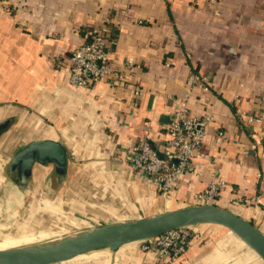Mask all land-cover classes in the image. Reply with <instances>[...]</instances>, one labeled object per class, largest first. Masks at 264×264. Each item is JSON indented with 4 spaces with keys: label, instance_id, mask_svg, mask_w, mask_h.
Listing matches in <instances>:
<instances>
[{
    "label": "crops",
    "instance_id": "obj_1",
    "mask_svg": "<svg viewBox=\"0 0 264 264\" xmlns=\"http://www.w3.org/2000/svg\"><path fill=\"white\" fill-rule=\"evenodd\" d=\"M104 22L116 39L112 60L122 65L133 57L140 67L127 88L113 90L106 82L72 86L68 59L87 29ZM197 72L207 77L208 91L189 85ZM137 86L143 88L138 98ZM263 91L264 0H0V122L11 120L0 134V166L30 141H62L70 163L56 199L41 204L49 172L44 166L34 167L32 190L40 194L38 212L66 216L71 231L200 204L196 194L214 177L226 182L214 203L264 231V122L241 127L235 117L244 109L264 118ZM189 92L191 113L213 116L205 138L209 156L164 194L121 167L129 168L127 150L137 140L163 144L174 100ZM254 130L262 140L256 151ZM219 131L225 136L218 137ZM197 227L203 237L173 264H264L231 231ZM159 259V253L131 244L58 264Z\"/></svg>",
    "mask_w": 264,
    "mask_h": 264
},
{
    "label": "built area",
    "instance_id": "obj_2",
    "mask_svg": "<svg viewBox=\"0 0 264 264\" xmlns=\"http://www.w3.org/2000/svg\"><path fill=\"white\" fill-rule=\"evenodd\" d=\"M142 23V21H140ZM116 39L110 37V27L107 22L91 25L87 29L86 40L71 54L67 63L68 82L75 87L90 88L97 82H106L113 89L129 87V76L133 69L140 64L133 57H129L122 65H117L111 58ZM190 58V55H187ZM207 77L199 72L193 74L189 85L199 86L204 91L210 89ZM143 94V88H133V95L138 98ZM187 93L183 98H175L176 108L171 114L167 135L160 147L155 148L148 138L139 139L127 150L128 166L130 170L144 177L158 186L164 194H170L177 189L194 164L201 158L208 157L205 149V138L208 128L213 122V116L206 114L197 116L191 113ZM264 101V91L259 96ZM235 117L241 127L246 124H261L264 118L260 113L239 109ZM218 137H224L225 132L219 131ZM252 150L262 146L259 133L254 130ZM226 182L214 177L210 184L196 194L198 203H214ZM257 204L260 199L257 198ZM197 226L182 227L170 230L160 236L141 244V249L150 253H159V264H173L185 254L196 238L201 237Z\"/></svg>",
    "mask_w": 264,
    "mask_h": 264
},
{
    "label": "water",
    "instance_id": "obj_3",
    "mask_svg": "<svg viewBox=\"0 0 264 264\" xmlns=\"http://www.w3.org/2000/svg\"><path fill=\"white\" fill-rule=\"evenodd\" d=\"M10 124V119L0 122V134ZM153 146L157 148L155 144ZM69 163L68 149L60 140L36 139L21 147L4 166V180L14 187V192L9 191V197H6V217L14 215L32 192L36 165L44 166L49 171L41 193V204L45 205L44 200L53 202L56 199L57 192L67 178ZM121 168L131 172L128 167ZM6 190L5 186H1L0 192ZM198 225L228 228L264 261V232L261 228L238 212L212 202L186 205L1 248L0 264H58L101 250L116 252L127 245H141L176 228Z\"/></svg>",
    "mask_w": 264,
    "mask_h": 264
},
{
    "label": "rangeland",
    "instance_id": "obj_4",
    "mask_svg": "<svg viewBox=\"0 0 264 264\" xmlns=\"http://www.w3.org/2000/svg\"><path fill=\"white\" fill-rule=\"evenodd\" d=\"M4 174V167L0 166V190L1 186H5L7 189L5 192H0V249L45 240L74 232L67 229L66 225H68V222L66 216L61 214L57 215L56 213H46L44 211L38 212L39 209H36V203L37 200H40V194L34 193V189L28 196H26L24 203L16 209V213L10 217L7 215V218L4 209L7 205L6 197H9V191L14 192V187L10 186L7 180H4ZM44 184L45 180L43 186ZM16 206L17 205H15V207ZM249 220L253 222L252 219ZM200 226L202 227L203 225ZM205 226L217 229L216 225ZM197 228L202 234L200 227ZM202 237L203 234L200 238L196 239H201Z\"/></svg>",
    "mask_w": 264,
    "mask_h": 264
},
{
    "label": "bare ground",
    "instance_id": "obj_5",
    "mask_svg": "<svg viewBox=\"0 0 264 264\" xmlns=\"http://www.w3.org/2000/svg\"><path fill=\"white\" fill-rule=\"evenodd\" d=\"M44 202H46L45 204H47V202H48V200H44ZM49 203V202H48ZM216 226H219V225H216ZM220 227H223V226H220ZM223 228H225V229H227V230H229L228 228H226V227H223ZM229 231H231V230H229ZM264 232V231H263ZM233 233V232H232ZM234 234V233H233ZM246 244V243H245ZM247 245V244H246ZM248 246V245H247ZM250 247V246H249ZM9 248V247H8ZM252 249V248H251ZM253 250V249H252ZM254 252H255V250H253Z\"/></svg>",
    "mask_w": 264,
    "mask_h": 264
},
{
    "label": "trees",
    "instance_id": "obj_6",
    "mask_svg": "<svg viewBox=\"0 0 264 264\" xmlns=\"http://www.w3.org/2000/svg\"><path fill=\"white\" fill-rule=\"evenodd\" d=\"M110 31H111V30H110ZM110 34H111V32H110ZM110 37L113 38L112 34L110 35Z\"/></svg>",
    "mask_w": 264,
    "mask_h": 264
}]
</instances>
